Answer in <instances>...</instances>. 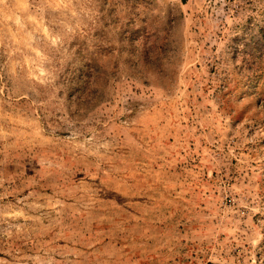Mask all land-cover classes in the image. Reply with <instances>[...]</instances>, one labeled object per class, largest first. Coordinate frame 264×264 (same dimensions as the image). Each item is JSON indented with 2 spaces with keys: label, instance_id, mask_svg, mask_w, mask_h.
Returning a JSON list of instances; mask_svg holds the SVG:
<instances>
[{
  "label": "rangeland",
  "instance_id": "374dc122",
  "mask_svg": "<svg viewBox=\"0 0 264 264\" xmlns=\"http://www.w3.org/2000/svg\"><path fill=\"white\" fill-rule=\"evenodd\" d=\"M0 264H264V0H0Z\"/></svg>",
  "mask_w": 264,
  "mask_h": 264
},
{
  "label": "trees",
  "instance_id": "16d2710c",
  "mask_svg": "<svg viewBox=\"0 0 264 264\" xmlns=\"http://www.w3.org/2000/svg\"><path fill=\"white\" fill-rule=\"evenodd\" d=\"M80 77L82 78L83 77V74H81Z\"/></svg>",
  "mask_w": 264,
  "mask_h": 264
}]
</instances>
